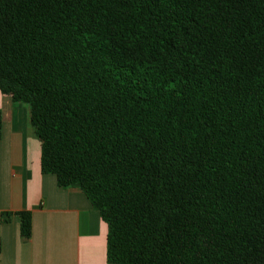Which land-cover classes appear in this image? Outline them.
<instances>
[{
	"label": "trees",
	"instance_id": "obj_1",
	"mask_svg": "<svg viewBox=\"0 0 264 264\" xmlns=\"http://www.w3.org/2000/svg\"><path fill=\"white\" fill-rule=\"evenodd\" d=\"M0 91L108 264H264V0H0Z\"/></svg>",
	"mask_w": 264,
	"mask_h": 264
},
{
	"label": "crops",
	"instance_id": "obj_2",
	"mask_svg": "<svg viewBox=\"0 0 264 264\" xmlns=\"http://www.w3.org/2000/svg\"><path fill=\"white\" fill-rule=\"evenodd\" d=\"M0 118V264H108V226L99 212L79 187L60 188L41 171L29 105L0 91ZM20 211L32 213L29 240Z\"/></svg>",
	"mask_w": 264,
	"mask_h": 264
}]
</instances>
